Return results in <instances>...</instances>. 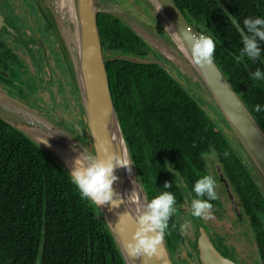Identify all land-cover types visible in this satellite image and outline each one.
I'll use <instances>...</instances> for the list:
<instances>
[{
	"label": "trees",
	"instance_id": "trees-1",
	"mask_svg": "<svg viewBox=\"0 0 264 264\" xmlns=\"http://www.w3.org/2000/svg\"><path fill=\"white\" fill-rule=\"evenodd\" d=\"M220 1L240 28L245 18H264V0ZM174 2L198 35L213 38L214 60L264 128V111H253L254 105L264 106V80L250 78V70L264 72V42H259L257 61L245 58L237 64L235 56L243 47L241 34L213 0ZM98 29L103 53L112 56L108 61L104 55V64L114 107L148 201L169 190L163 188L170 178L161 157L188 180L210 175L205 162L213 158L264 262V192L241 151L163 67L114 57L144 55V43L134 30L108 15L98 16ZM12 51L0 44V66L15 57ZM26 53L38 60L31 49ZM22 102L40 110L31 100ZM217 175L215 171L210 176L221 187L218 191L215 185L218 196L224 188ZM222 206L221 202L216 205L218 214ZM99 214L52 158L0 120V264H124ZM171 223L172 217L166 247L174 264H186L177 249L182 236Z\"/></svg>",
	"mask_w": 264,
	"mask_h": 264
},
{
	"label": "water",
	"instance_id": "water-1",
	"mask_svg": "<svg viewBox=\"0 0 264 264\" xmlns=\"http://www.w3.org/2000/svg\"><path fill=\"white\" fill-rule=\"evenodd\" d=\"M33 1L45 20L46 27L52 30L59 44L85 115V126L78 123L68 124L58 110L55 113L58 121H52L0 91V120L2 122L45 152L69 176L71 169L59 159L60 151L69 155L73 160L81 153L100 159L116 154L132 160L111 96L104 53L99 38L98 16L108 15L134 30L164 61L180 71L181 74L178 73L192 88V93H190L195 100L241 151L264 192V128L214 59L211 65L204 67L196 66L191 62L190 48L187 42L177 34L182 28L190 34H198L188 23L174 0H139L150 12L154 26L162 34L156 33L154 26L150 27L158 35L157 39L150 41L125 21L122 15L123 10L117 9L110 0H73L72 15L75 16L76 21L72 26L67 17L60 16L66 19V23L57 17L60 5L58 0ZM215 2L231 20L237 31L243 35L237 22L233 23L232 16L226 7L220 0H215ZM159 4L161 7L157 11ZM152 25L151 23L150 26ZM169 26L173 32L166 30ZM0 31L13 36L22 46H29V42L7 24L1 12ZM38 46L43 50L45 58L46 51L40 40H38ZM262 61L264 62V59ZM36 66L38 67V64ZM250 72L254 74L252 70ZM50 100L52 101L51 96ZM131 169L130 174L122 167L116 169L115 175L118 179L112 186L125 203H121L116 208H112L111 205H93L101 214L124 264H144L143 259L130 257L126 249V243L136 227L134 223L136 209L142 203L148 202L134 164L131 165ZM218 176L234 211L238 212L226 179L220 172ZM127 211L130 215L121 216ZM198 231L194 243L195 255L199 264H237L219 252L205 228L200 227ZM147 264H174L165 241L161 245L159 257H153Z\"/></svg>",
	"mask_w": 264,
	"mask_h": 264
},
{
	"label": "clouds",
	"instance_id": "clouds-1",
	"mask_svg": "<svg viewBox=\"0 0 264 264\" xmlns=\"http://www.w3.org/2000/svg\"><path fill=\"white\" fill-rule=\"evenodd\" d=\"M160 7L161 5L157 11ZM231 19L233 23H236L235 16ZM166 30L173 32L171 26ZM240 31L243 33L241 35L243 47L239 55L235 56L236 63H241L245 58L257 61L261 55L259 42H264V18H245ZM177 35L187 42L190 48V60L193 64L204 67L213 63L216 44L211 36L190 34L184 28L180 29ZM250 78L254 81L264 80V72L256 68ZM253 111H264V106L254 105ZM224 155L227 157L228 153L225 152ZM132 164L133 161L130 158L122 155L110 154L100 159L81 153L73 160L70 171L71 183L76 187L82 199H87L97 206L111 205L112 208H116L125 201L112 187L118 179L115 170L122 167L130 174ZM215 185L216 181L210 175H204L196 180L191 190L196 197L191 201L192 217L204 220L214 219L213 204L210 201L218 199ZM171 186L166 181L163 188L169 189ZM175 204L176 198L173 193L164 191L136 209L134 218L136 227L126 243L130 257L143 259L144 264H147L153 257H159L161 245L164 243L166 231L169 228V220L176 212ZM128 215L130 214L127 211L121 216ZM187 227L188 222L185 221L180 226L181 233L185 232Z\"/></svg>",
	"mask_w": 264,
	"mask_h": 264
},
{
	"label": "rangeland",
	"instance_id": "rangeland-1",
	"mask_svg": "<svg viewBox=\"0 0 264 264\" xmlns=\"http://www.w3.org/2000/svg\"><path fill=\"white\" fill-rule=\"evenodd\" d=\"M116 1L119 2L121 6L113 2H111V4L115 5L116 8L119 10L121 11L123 10L122 15L128 24H130L132 27L140 31L149 41L153 39H157L156 36L158 35L156 33L161 34V32H159V30L154 26V23L152 22L153 18L150 12L146 10L142 4H141L142 9L139 5L137 6L136 10L134 9V3H136L138 0L137 1L129 0L131 1L130 4L127 3L128 0H116ZM22 5H23L22 1L16 2L15 4L16 12L18 10V13H21ZM1 7L3 6L1 5ZM1 12L3 11L1 10ZM144 13H146L147 15H145ZM124 14H126V16H124ZM40 17H41L39 21L40 27L39 29H36L35 28L36 26L32 23L33 17L27 14L24 16L26 23L28 25V28L29 26L32 28V31L30 33L24 30L25 31L24 38L26 40H29L28 38L33 37L34 39L40 40L42 42V39L40 36L44 32L46 25H45V20L41 16V13H40ZM151 22L153 24L152 26H150ZM19 23L20 22L17 19L16 24L19 25ZM150 27H153L156 33ZM48 31L49 32L47 33L49 34L50 40L52 41V47L49 48V53L51 54V61L53 64L52 70L50 69L49 63H48V57L50 58V54L49 56H47L46 48L42 42V45L46 51V56L44 58V61H45L44 64L46 65L47 63V66H48L47 69H48V72L50 73L45 78L44 75L38 73V68L34 67L37 73L36 74L34 73L32 77L29 74L31 77V80L28 82L27 85H31L32 90L38 93V96H32L28 89H23L25 93V96L23 97V99L33 101L35 105L38 108H40V110L33 108L31 105H28V106L38 111L39 113H41L42 115H44L45 117H47L48 119L52 121H55V122L58 121L56 114H55L58 110L60 114L62 115V118L64 119V121H66L68 124L78 123L81 126H85V115L82 111V106H81L79 97L77 95L76 88L72 80L71 74L69 73L67 69L63 54L60 51L59 44L54 34L52 33V30H48ZM1 35L2 37L13 38V36L7 33L5 34V32L3 31H1ZM147 44L151 47V45L148 42ZM36 45H37L36 43H33L34 50H35ZM22 47L23 48L19 50L21 52L22 61L27 62L28 60H30V64L31 63L32 65L38 64L40 68L39 60L34 61L32 56H29L28 54H22V50L24 49L27 51L31 49L32 52L35 53L32 47L31 46H28V47L22 46ZM42 56H43V52H42ZM122 56L126 58H132V56H127V55H122ZM148 56L149 57L147 58H139L138 60L140 62H145V63L153 62L154 60L152 57L153 54L151 53ZM157 59L163 65L169 64L168 62L164 61L161 57L160 58L157 57ZM17 67L18 65L15 64L14 68L17 69ZM171 67L172 68H170L169 73L172 75V77L176 81L181 83L183 87H186L185 89L186 91H189L192 93V88L181 77L180 71H178V69L174 68L173 66ZM177 73L179 75L178 77H177ZM4 75H7V73ZM46 80H48L49 84L45 83ZM50 96L52 98V101L50 100ZM41 111H43L44 113ZM208 164H209L208 169L210 172H212V170L214 169L212 167H215L216 164L215 162L213 163L209 162ZM216 187L219 189L218 191H221L220 190L221 187L218 184H216ZM220 200H223L221 196H220ZM223 202H224V207L227 209V210L225 209L226 214L222 215L221 212L218 214V210H217L216 211L217 214L215 216L213 215L214 219H211V220L202 219L216 233V236H215L216 244L215 245L217 246L218 250L221 251L223 255L229 258H232L231 255H235L243 259L244 261L246 260L245 262H243L244 264L246 263L247 264H262L257 254L255 253L254 248L250 245L252 239H251V234L247 231V226L245 225L243 228H239L237 226V222H236L233 212L229 210L230 209L229 202L227 201H223ZM99 215H100L99 218H101V220L104 222L101 214ZM219 215L222 217L218 219ZM246 238H249V239H246ZM188 242L192 245V247L194 246L192 239L189 240ZM231 250H233L235 254H232ZM186 264H190V262H186Z\"/></svg>",
	"mask_w": 264,
	"mask_h": 264
},
{
	"label": "flooded vegetation",
	"instance_id": "flooded-vegetation-1",
	"mask_svg": "<svg viewBox=\"0 0 264 264\" xmlns=\"http://www.w3.org/2000/svg\"><path fill=\"white\" fill-rule=\"evenodd\" d=\"M17 1H22L23 5H22L21 13H18V10L16 12L15 4H16ZM213 1L215 2V0H213ZM117 3H118V5H120L119 2H117ZM127 3L130 4L131 1L128 0ZM1 5L3 7H1ZM138 5L142 9L141 4H138L136 2V3H134V9L135 10H136ZM0 8L3 11V12H1V10H0V12L3 15V17L5 18L7 24L10 27H12L15 31H17L20 35H22L23 37H25V31L24 30H26L28 33H30L32 31V28L30 26H29L30 29L28 28V25H27L26 20L24 18V16L26 14L27 15H31L33 17L32 23L36 26L35 27L36 29H39V27H40V22L39 21L41 19L40 11L38 10L37 7L34 6V4H32L31 0H0ZM144 14L147 15L146 13H144ZM17 19L20 22L19 25L16 24V20ZM24 28H26V29H24ZM46 28L44 29V32L41 34L40 37H41L42 42H43V44H44V46L46 48L47 56H49V54H50L49 53V48L52 47V41L50 40V36L47 33V32H49L48 30H50V29L47 28L48 29L47 30ZM28 39L29 40H27V41L29 42V46H31L33 50H34L33 43L37 44L35 46L34 52H35V54H36V56H37V58L39 60L40 68H39V65H38V67L37 66L35 67V66L32 65V63L30 64V60H28L27 62H23L22 61V57H21V52L19 51L20 49L23 48L22 45H20L13 38L2 37L1 31H0V44L4 47L5 50H7V51L14 50V52H15V57H13V58L9 57L8 61L5 64H3L2 66H0V69L2 70V72L0 74V91H2L3 93H5V94H7V95L19 100L20 102H22L24 100L23 97L25 96V93H24L23 89H28L32 96H38V93H36V92H34L32 90V86L31 85H27L28 82L31 80L32 75L34 73L35 74L37 73L35 71V68H38L39 69L38 72L40 74L44 75L45 78L50 73V72H48V69H47L48 68L47 63H46V65L44 64L45 61H44V57L42 56L43 50L41 49L40 46H38V40L34 39L33 37L28 38ZM142 41L144 43L143 44V48H142V50H143L142 52H144V55L134 56V55H128L126 53H119V54L115 55L114 57L115 58L129 59V60L137 61V62L143 63V64H156V65H158L160 67H163L166 70V72L169 74V76L172 77V75L169 73L170 68H172L170 66V64H166V65L161 64L159 62V60L157 59V57L160 58L158 53H156L147 44V42L144 39H142ZM19 52H20V54H19ZM151 53L153 54V56H152L153 59H154L153 62L145 63V62H140L138 60L139 58H147V57H149L148 55L151 54ZM22 54H27L25 49L22 50ZM104 55L108 59V61L112 57V56H110V52H106V53H104ZM122 55L132 56V58H126V57H123ZM48 63H49L50 69L52 70L53 64H52V61H51V54H50V58L48 57ZM15 64L18 65L17 69L14 68ZM23 64H24V66H23ZM6 73H7V75H4ZM29 74L31 75V77H30ZM178 76L179 75L177 73V77ZM176 82L182 86L181 83H179L178 81H176ZM45 83L49 84L48 80H46ZM185 84H186V82H185ZM183 88L186 89V87H183ZM161 159L164 162V169L166 170V172H167V174H168V176L170 178L169 183L172 185L171 188H169V190H170V192L173 193V195L176 198V204L174 205V207L176 208V212L172 215L173 223H171V224H173V226L175 228H177L176 229L177 232H180V234L182 236V241L177 243V249H179V253H180L179 256H181V259H184L183 261H185V262H190V264H198L197 261H196V257H195L196 256L195 255L196 251H195V243L194 242H195L196 236L199 233V231H198L199 228L200 227L205 228V230H206L209 238L211 239V241L214 243V245L216 244V240H215L216 233L202 220V218H195V217L191 216V201H192V199L196 198L195 194L192 193L191 190H192V187L194 186V183L196 182V180L201 178V176L200 177L197 176V178L195 180H191V179L188 180L182 174V172L178 168H176L175 165H173V163H170L165 157H161ZM209 162H212V163L215 162V164H216L215 167H212V168H214L212 170V172L209 171V174L211 175V174L215 173V171H216L217 174L219 175V172H220L219 165L216 163V161L213 158H208L206 160L205 168L206 169L208 168V166H209L208 163ZM218 175H217V180L222 185V187L224 188L223 184L219 181V176ZM190 177H191V175H190ZM191 178H193V177H191ZM214 180L216 181L215 178H214ZM229 189H230V187H229ZM231 194H232V192H231ZM220 196L223 198L222 201H219V199H217L215 201H210L213 204V213L212 214L214 216L217 214L216 210H215V207H216V205L217 206L219 205V202H221L224 205L223 201H227L230 204L229 205L230 206L229 210H231L233 212L234 217H235L236 222H237V226L239 228H243L246 225V220H245V218H243V215H242V213L240 211V208L238 206V202H237V199L235 198V196L233 195L234 200H235V202L237 204V207H238V212L234 211V209L232 207V204L230 202V199L228 198V196L226 194L225 188H224V193H221L220 195H218L219 198H220ZM221 208H222V210H221ZM225 209L226 208L224 206L219 207V212H221L222 215H224V214H226L225 213ZM221 217L222 216L218 217V219L221 218ZM185 221L188 222V227H187L185 232L181 233L180 226L182 224H184ZM191 239H192V242L194 243L193 247L188 242ZM246 239H249V238H246ZM251 239H252V241H251L250 245L254 248L255 253L257 254L255 241H254L253 238H251ZM215 247L217 248L216 245H215ZM231 251H232V254H235L233 250H231ZM219 252L222 253L221 251H219ZM231 256H232V258H230V259L235 261L237 264H244L243 262L246 261V260L244 261L243 259L239 258L238 256H235V255H231ZM257 256H258L260 262L262 264H264V262L260 259L258 254H257ZM225 257H227V256H225Z\"/></svg>",
	"mask_w": 264,
	"mask_h": 264
},
{
	"label": "bare ground",
	"instance_id": "bare-ground-1",
	"mask_svg": "<svg viewBox=\"0 0 264 264\" xmlns=\"http://www.w3.org/2000/svg\"><path fill=\"white\" fill-rule=\"evenodd\" d=\"M58 2L60 5L58 7L59 13L57 12V17L59 18V20L62 19L65 23H66V19L61 18V17H67V20L70 22V25L72 26L74 24V21H76L75 16L72 15V11H73L72 2H73V0H58ZM60 13H61V15H60ZM59 159L63 163H66L68 165L69 169H71V166L73 164V159L70 158L69 155H67L63 151H60L59 152Z\"/></svg>",
	"mask_w": 264,
	"mask_h": 264
}]
</instances>
